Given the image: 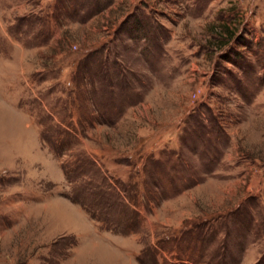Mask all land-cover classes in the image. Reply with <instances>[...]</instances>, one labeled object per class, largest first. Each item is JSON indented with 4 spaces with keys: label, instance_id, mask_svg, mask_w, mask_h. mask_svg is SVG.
Listing matches in <instances>:
<instances>
[{
    "label": "rangeland",
    "instance_id": "obj_1",
    "mask_svg": "<svg viewBox=\"0 0 264 264\" xmlns=\"http://www.w3.org/2000/svg\"><path fill=\"white\" fill-rule=\"evenodd\" d=\"M72 2L0 0V264H257L264 0ZM102 46L109 73L95 62L73 82V61ZM64 115L78 128L66 148ZM168 175L186 179L166 188ZM236 208L248 230L231 218L223 231Z\"/></svg>",
    "mask_w": 264,
    "mask_h": 264
},
{
    "label": "trees",
    "instance_id": "obj_2",
    "mask_svg": "<svg viewBox=\"0 0 264 264\" xmlns=\"http://www.w3.org/2000/svg\"><path fill=\"white\" fill-rule=\"evenodd\" d=\"M61 1H64L65 2V0H61ZM75 2H76V0H74V2H72V3H70L71 4V10L73 11V12H78L77 11V7L75 6ZM59 8H58V6H57V10H58ZM134 14V13H133ZM132 14V15H133ZM136 16V15H135ZM135 20H138L137 21V23H138V27H136V28H138L139 29V32H142V34H143V36L144 37H147V35L150 33V31L152 30V26H151V24L150 25H147V24H145L141 19L139 20L138 18H135ZM103 50H104V46H102V47H100V48H98V49H96V50H93V51H91V52H89L88 53V55L87 56H89L90 58L89 59H91L90 60V62H89V60H88V63L86 62V60L88 59V58H86V56H81V57H79L78 59H76V61L74 60L73 61V63H75V64H77L76 66H79V72L78 71H76V73L75 74H73V76H72V81L73 82H76L77 81V78H78V76H80V68L81 67H83V72H86L85 70H87V73H89V74H91V72H93V70L94 69H92V66H91V63H95V62H97V65H98V68L101 70V72L105 75V73L106 72H108L107 70H105L104 69V71H103V68L104 67H106V65H105V63L103 62V59L99 56L100 54H101V52H103ZM142 51H143V53L144 54H149L150 53V51L148 50V49H146V47H143L142 48ZM92 58H95V60H93ZM77 62V63H76ZM112 65L115 67L114 68V70H113V72L114 73H121V71H122V69H120L118 66H119V64L116 62V61H113V63H112ZM118 67V68H117ZM78 72V73H77ZM109 73V72H108ZM114 74H112V76H113ZM126 79V78H125ZM126 82V85H127V81H124V83ZM126 96V95H125ZM128 97H130V95L128 94L126 97H124V99H123V101H122V105H125L126 103H128ZM72 104V103H71ZM56 107V106H55ZM72 107L75 109H72V114L70 113V115H72V116H74V117H76V113L77 114H79L80 116L82 115L81 114V111H80V109H79V106H78V108L76 107V105H72ZM120 107H116V112H117V109H119ZM62 111V110H61ZM58 112L60 115L62 114V112ZM74 119L75 118H73V119H71V120H68L67 118H66V116L64 115L60 120H59V122H60V125L62 126V127H64V138H60V136H61V132H60V130H58V132L59 133H57L56 134V136H57V143L60 145V146H62V148H66V147H68L69 145H70V136H72L71 135V133H76L77 132V121L76 122H74ZM81 119H82V117H81ZM76 123V124H75ZM59 124H58V126H59V129H61V126H60ZM70 127L72 128L71 130H70ZM197 130V129H196ZM188 132V131H187ZM190 132H191V129H190ZM190 132H188V133H186V134H183L181 137H180V140H181V143H184L185 142V140H187V137H189L190 135L189 134H191ZM192 133H194L195 135H198V137H199V132L198 131H192ZM188 134V135H187ZM224 136H226L225 134H222L221 135V137H224ZM220 138V137H219ZM218 138V139H219ZM55 140V139H54ZM53 144H54V146H53V150L55 151V153H57L58 152V150H57V145L53 142ZM216 151V150H215ZM181 152V151H180ZM180 152H178V151H173V152H170V153H165L167 156H168V160H171L170 158H172L173 156H177V158L179 157V158H181V156H180ZM202 156H203V158H204V163H205V165L207 166V167H209L211 164H215L216 163V155L215 154H212V153H210V152H208V151H203V153H202ZM165 163H166V160H162V159H159V160H150V165H151V167L153 168V167H156V166H161V165H165ZM179 164V166H173L172 168H170V170L171 171H173V172H175L176 174H178V173H181V171L182 170H184V171H186V169H187V167H186V163H182L181 161L178 163ZM151 168V169H152ZM189 169V168H188ZM169 170V169H168ZM190 170V169H189ZM152 174L150 173L149 174V176H150V178H152V176H151ZM169 176V175H168ZM186 179V177H184V176H181V177H165V179H166V182H167V186H166V188H171L172 189V187L174 186L173 184H175V182H176V180H183V179ZM117 181V180H116ZM119 183V181L117 182V185H119L118 184ZM121 186H122V184H121ZM123 187V186H122ZM131 188H132V186H131ZM123 189H125L123 192H125V191H127V188H124L123 187ZM185 189V188H184ZM184 189H182V190H184ZM91 190V189H90ZM177 192H178V190H177ZM126 193V192H125ZM90 200H94V202H97V203H99L100 205H103L102 204V201H101V197H90ZM82 204V203H81ZM85 206H86V204H85ZM109 207V206H108ZM89 208L86 206V210H87V212H88V214L94 219V220H96L97 219V217L95 216V214H93L90 210H88ZM238 208H236V209H233V211H231V214L230 215H228V217H227V219L225 218L224 219V216L223 217H221L222 219H223V223H222V229H223V231L225 230H227V227L229 226V224H230V222H229V220L231 219V218H234V220L235 221H237V222H239V224H241L246 230H248V224H249V221L248 222H246V223H244L245 221H243L242 220V218H246L245 216H241L239 213H235L236 211H238L237 210ZM243 215H244V212H243ZM220 215H218V216H215V217H212V218H207L206 220L205 219H203L202 218V220H205V221H202V222H199V227H196L198 230H200V229H202L201 228V224L202 223H205V222H207V221H210V220H213L214 218H217V217H219ZM131 221H133V219H131L130 220V222ZM128 224H129V221L128 222H126L125 224H123L122 226L124 227V228H119L120 230L118 231V230H116L117 229V227H115V230L116 231H118L119 233H123V229H125V226L127 227L128 226ZM113 226V225H112ZM242 228V227H241ZM243 228V229H244ZM110 229V228H109ZM189 234H192V233H189ZM172 240V239H171ZM170 240V241H171ZM174 241V240H173ZM199 241H201V242H205L206 241V239L205 238H203V237H201L200 235H199ZM222 253H217L216 254V256L214 257V259H212L211 261H209V263H207V264H224L222 261H220V262H218V261H216L215 260V258H217L218 256H220ZM224 255V254H223ZM225 256V255H224ZM189 262V263H191L188 259L187 260H184V262ZM142 263V262H141ZM198 264V263H197ZM257 264H264V256L261 258V260L257 263Z\"/></svg>",
    "mask_w": 264,
    "mask_h": 264
},
{
    "label": "crops",
    "instance_id": "obj_3",
    "mask_svg": "<svg viewBox=\"0 0 264 264\" xmlns=\"http://www.w3.org/2000/svg\"><path fill=\"white\" fill-rule=\"evenodd\" d=\"M113 32H114V31H113ZM163 131H164V133H166L165 130H160V131H158V132L163 133ZM258 191H260V189L257 190V193H258ZM231 210H233V209H230V211H231ZM223 213H225V212H224V211H223V212H214V213H211V214H209L208 216H206V217H204V218H205V219H207V218H212V217H215V216L221 215V214H223Z\"/></svg>",
    "mask_w": 264,
    "mask_h": 264
}]
</instances>
